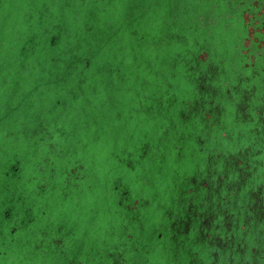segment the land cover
Segmentation results:
<instances>
[{
  "label": "rangeland",
  "instance_id": "rangeland-1",
  "mask_svg": "<svg viewBox=\"0 0 264 264\" xmlns=\"http://www.w3.org/2000/svg\"><path fill=\"white\" fill-rule=\"evenodd\" d=\"M95 1L89 0V10ZM142 1L115 0L113 5L101 4L100 9L108 11L106 18L116 19L122 25L133 5ZM152 1L154 14L147 33L155 47L147 54L142 52L139 58H148L150 68L136 65V70L138 59L134 51L140 45L137 39L128 38L126 46L133 51L129 60L135 66L133 73H137L129 87L132 95L126 97L122 107L115 109L107 104L89 114L91 118L86 117L88 113L82 103L72 115H67L62 125L69 134L56 137L54 143L73 152L57 159L56 167L51 169L42 165L51 155L49 148L39 150V156L34 158L36 143L28 132L36 130V134L38 125L45 121L43 117L51 120L61 115V110L55 109V101L62 98V93L55 91L47 97L42 85L45 66L47 73L55 70L50 61L54 55L52 48L61 41V35L54 33V29L63 6L61 0H6L1 6L0 264H115L111 256L118 253L124 255V264H184L172 247V236L164 231L168 224L177 221L175 218L169 222L167 214L180 206L173 201H181V190L188 187L186 180L205 176L219 131L206 149L192 143L185 155L181 152L179 156L175 153L178 140L170 137L167 143L171 152L162 161L157 159V148L143 159L142 148L160 143L171 126L174 132L184 133V126L177 123L180 121L175 115L180 116L187 102L200 97V80L208 68L216 66L214 71L223 72L217 85L228 81L227 85L233 87L241 77L251 79L255 70L263 68L264 56H256L247 48L242 10L235 8L233 12L228 0ZM45 7L52 14L48 23L39 20ZM176 13L182 14L184 21L172 19ZM45 31L49 38L45 37ZM200 53L207 55L205 61H197ZM263 76L255 80L259 87L263 86ZM146 79L150 83L145 90L150 96L148 107L155 109L152 115L139 102L136 104L143 90L139 81ZM168 91L178 98L170 114L174 117L169 119V110L165 113L159 110L160 99L167 97ZM104 96L112 101V96ZM195 110L189 107L186 113ZM104 112L112 113L110 119L92 131L89 125L100 120ZM236 112L234 109L231 113L229 124L240 126L238 130L245 125H236ZM186 113L183 117H188ZM121 115L124 116L120 119ZM197 124L203 131L200 121ZM201 136L207 137L204 132ZM16 166L22 173L20 181L12 173ZM21 188L25 195L17 198L26 199L25 205L13 198V191ZM42 192L45 193L41 195ZM135 202L143 205L137 212L141 218L136 217V221L142 223L146 235L140 225L132 224L130 213L136 216L132 208ZM24 210L30 211L31 216L23 224L25 228L22 215L6 218L9 212L24 214ZM32 220L35 221L27 228ZM182 226L183 221L178 226L180 231L184 229ZM160 234H165L163 241L159 240ZM127 236L137 239V243L125 250ZM62 239L59 244L63 246L51 244Z\"/></svg>",
  "mask_w": 264,
  "mask_h": 264
},
{
  "label": "flooded vegetation",
  "instance_id": "flooded-vegetation-1",
  "mask_svg": "<svg viewBox=\"0 0 264 264\" xmlns=\"http://www.w3.org/2000/svg\"><path fill=\"white\" fill-rule=\"evenodd\" d=\"M5 2L0 0V10ZM228 2L233 12L235 8L242 10L249 51L264 56V0ZM205 58L207 55L200 53L196 59L201 62ZM252 59L256 64L255 57ZM213 67L216 66L208 68L200 80V97L186 104V110L189 107L196 110L188 114L185 110L188 117L180 114L184 139L179 144L184 146V155L192 143L206 149L209 140L219 131L217 147L211 152L205 176L186 180L188 187L181 190V201L174 199L173 203L180 206L169 211L167 219L171 222L177 218V221L168 224L164 231L172 236V247L179 262L184 264H210V261L211 264H264V82L262 87L255 83L257 76L264 75V67L255 70L251 79L241 77L233 87L227 85L228 81L217 85L223 72L214 71ZM174 105L168 111V119L172 118ZM55 109L58 110L56 103ZM234 109H237L236 125H245L242 129L229 124ZM198 121L203 131L198 129ZM203 132L205 139L201 136ZM126 194L129 198V193ZM140 204L134 203V212L142 208ZM138 216L141 218L140 213ZM179 221L184 223L181 231ZM134 225H140L146 235L142 223L136 221ZM164 238L165 234H160L159 240ZM134 241L137 243V239ZM202 247L204 250L199 249Z\"/></svg>",
  "mask_w": 264,
  "mask_h": 264
},
{
  "label": "trees",
  "instance_id": "trees-1",
  "mask_svg": "<svg viewBox=\"0 0 264 264\" xmlns=\"http://www.w3.org/2000/svg\"><path fill=\"white\" fill-rule=\"evenodd\" d=\"M114 1L115 0H96L94 3L91 2L93 7L92 10H89L87 6L89 0H61V5L63 7L60 14L56 16L58 25L54 29V33L61 35V41L55 48H52V51L54 50V55L50 61L55 65V70L52 73H47V66H45V79L42 85L45 88V96L47 97L55 91L62 93V98L55 101L56 105L58 104V110H61V115L51 120H47V116L45 118L43 117L45 121L42 126L37 128V133H34L36 130H34L32 134L31 130L28 132V136L32 137L31 139L36 143L34 147L35 150L33 151L36 153L33 155L34 158L39 156V150L49 148V152H51V155L43 160L42 165L45 169L55 168L57 159H63L73 152H71V150L66 151L60 145L54 143L56 137H67L69 134L66 130V126L62 125V121L67 115H72L81 103L84 104V112L88 113V115L86 114L87 118H91L89 114L93 111L96 112V109H98V111L99 109H103L107 104L114 105L115 109H117V107H122L127 100L126 97L132 95V90H130L129 87L137 75V73H133V71H135V66L139 65L140 68H150L149 65L151 63L148 58L145 60L139 58L142 52L147 54L149 49L155 47V45L151 43L153 38L147 33L154 14L152 8L153 1L143 0L139 5L138 3L134 4L127 20L122 23V25L116 23V19L106 18L105 14H107L108 11L102 12L100 9L101 4L108 3L113 5ZM194 1L197 2L199 0H192L191 2ZM120 13L121 11L118 12V14ZM176 14L172 16V19L174 17L175 21H184V18L182 19L181 17L182 14H177L178 16ZM39 16H41L39 19L40 22L48 23L49 20L52 19L49 7H45L44 11L39 13ZM113 18H115V16H113ZM45 37H50L47 35L46 31ZM55 37L54 35L50 40H53ZM128 38L137 39L140 45L139 50L134 51V55L136 54L135 56L138 59L135 61V66L132 65L129 60V55L133 53V51L129 50V47L126 46ZM39 40L41 41L37 40L38 45H41L42 39ZM37 41L35 42L36 46ZM136 70L138 71L137 66ZM139 84L143 87V90L139 93L136 104L139 102L138 105H140L145 112L152 115L155 109H149L150 96L145 92V90L149 88V80L146 79L143 80V82L141 80ZM104 95L112 96V101L105 99L106 97ZM177 101V96L173 92L168 91L167 97L160 99L159 110L165 113L170 110V107L176 104ZM182 113H184V111L181 112V114ZM111 115L112 113L109 114L108 112H104L102 118H99L100 120H94V122L89 125L91 130L93 131L95 128L99 129V126L103 125L107 119H110ZM123 116L121 115L120 119L123 118ZM175 116L180 121L177 123H182L180 116ZM172 117H174V115ZM172 131L173 134H171ZM166 133L167 137L165 136L161 139L160 143H157V145H148L142 148L143 158L144 153L148 154L149 150L157 148L159 153L157 159L159 161L164 160L168 152H171V145H165L168 144V139L170 137L173 138V136L178 140V143L175 145V153L179 156L181 152H184V146L179 144V141L184 139V133H181L179 130L174 132L172 126ZM72 134L73 133L70 134L71 137H73ZM182 155L183 153L181 157ZM18 166L12 169V173L17 177L16 180L20 181L22 173H20L21 171ZM43 189L45 191L46 187ZM21 190L22 188L19 190L15 189L13 191V198L19 200L21 204L23 203L22 205H25L26 199L21 198L25 193ZM44 193L45 192H42L41 195ZM17 195L21 197L17 198ZM23 213L24 214L21 212L13 214V212H9L6 214V218L12 219L15 216L18 217L22 215L23 228V224L28 222L31 217L30 211L24 210ZM134 213L136 214L135 217L132 212L130 213L133 225L137 220L136 217H140L137 211ZM34 221L35 220L31 221L32 223L29 227ZM46 235H48L47 232ZM130 238L131 236H127L126 243L123 245L125 250L130 246L135 247V241ZM61 241H63V239L59 242L54 241L51 244L55 247H60L63 246L59 244ZM111 259L115 263H125L124 255L119 253L112 255Z\"/></svg>",
  "mask_w": 264,
  "mask_h": 264
}]
</instances>
